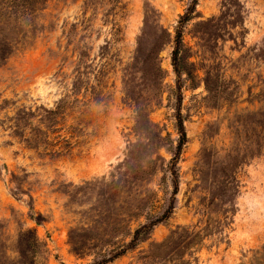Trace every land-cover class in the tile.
Here are the masks:
<instances>
[{"label": "rangeland", "instance_id": "374dc122", "mask_svg": "<svg viewBox=\"0 0 264 264\" xmlns=\"http://www.w3.org/2000/svg\"><path fill=\"white\" fill-rule=\"evenodd\" d=\"M190 2L0 0V264H264V0Z\"/></svg>", "mask_w": 264, "mask_h": 264}, {"label": "trees", "instance_id": "16d2710c", "mask_svg": "<svg viewBox=\"0 0 264 264\" xmlns=\"http://www.w3.org/2000/svg\"><path fill=\"white\" fill-rule=\"evenodd\" d=\"M195 7H196V0H191L190 4L186 8L185 12L181 16H179V19L177 21V25L175 28V48L172 52L173 61L176 60L178 57V46L181 44L183 25L190 20L191 16L195 12ZM176 125H177V131L179 134V141H178V144L176 147V151L173 154V157L171 159V176H172V187H173L172 195L173 196H175L177 193V180H176L175 166L179 160L181 149L184 146V144L186 143V134H185L184 127H183V121H182L179 113L177 114V117H176ZM172 210H173V207L170 205L167 208V210L165 211V213L163 214V216L161 217V219H157L153 222H149V223L141 225L139 228H137L133 232L132 238L128 242V244L126 245L125 248L121 249L120 251H118L114 255L110 256L108 259H104V260H101L99 262H93L91 264H107V263H110V262L114 261L115 259L124 255L127 250L134 249L137 246L138 242L144 236L148 235L158 223H160L162 220L167 219L169 217Z\"/></svg>", "mask_w": 264, "mask_h": 264}]
</instances>
